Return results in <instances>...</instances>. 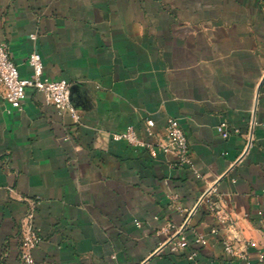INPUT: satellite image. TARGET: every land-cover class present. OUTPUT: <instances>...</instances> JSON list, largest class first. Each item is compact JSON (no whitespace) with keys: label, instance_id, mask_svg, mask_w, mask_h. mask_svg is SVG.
I'll list each match as a JSON object with an SVG mask.
<instances>
[{"label":"crops","instance_id":"obj_1","mask_svg":"<svg viewBox=\"0 0 264 264\" xmlns=\"http://www.w3.org/2000/svg\"><path fill=\"white\" fill-rule=\"evenodd\" d=\"M2 43L22 78L38 52L44 78L70 82L81 122L41 92L18 110L0 91V264H20L26 200L34 264H190L155 255L185 218L170 200L190 210L216 180L249 264H264V0H0ZM149 118L159 139L180 120L192 167L112 139L130 126L146 139ZM191 225L208 238L203 261L244 264L206 207Z\"/></svg>","mask_w":264,"mask_h":264},{"label":"built area","instance_id":"obj_2","mask_svg":"<svg viewBox=\"0 0 264 264\" xmlns=\"http://www.w3.org/2000/svg\"><path fill=\"white\" fill-rule=\"evenodd\" d=\"M32 39L36 40V36H33ZM28 63L33 70V76L32 78H22L11 58L7 44H0V91L3 93L4 100L13 108L21 110L27 92L35 90L41 92L46 103L53 106L60 115L69 114L79 124L81 116L72 102V84L66 79L44 78L43 60L38 52H33L29 56ZM216 130L224 139H228L233 133L226 124L219 125ZM144 131L146 139L141 138L132 126L128 127L124 133L113 135L112 139L116 142L124 141L136 149H146L153 157H156L159 152L173 155L177 158L176 167H192L190 147L179 119L169 118L167 120L165 138H158L156 122L153 119L146 120ZM234 133H238V131L236 130ZM148 140L157 141L151 143ZM177 199V196H172L170 201L181 213L185 214V218L178 227L168 224L162 228L161 231L166 238L156 249L155 255L166 251L176 255L186 253L190 264H208L201 259V251L208 246V238L193 229L191 225L197 210L204 206L218 226H228L229 236L222 242L224 253L231 258L241 260L244 264H249L248 247L250 244L236 238L235 223L228 213L226 200L219 194L218 180L208 186L207 190L198 198L194 208L190 210L177 206ZM26 202L27 212L19 222V262L20 264H34L33 252L41 240L35 224L38 202L35 200H26ZM190 230L193 234L194 249L190 248L188 237ZM189 248L190 250H188ZM263 260L264 256L260 255V261Z\"/></svg>","mask_w":264,"mask_h":264}]
</instances>
